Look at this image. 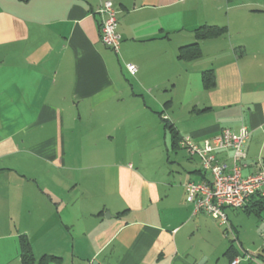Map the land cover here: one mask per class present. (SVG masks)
<instances>
[{"label":"crops","instance_id":"obj_1","mask_svg":"<svg viewBox=\"0 0 264 264\" xmlns=\"http://www.w3.org/2000/svg\"><path fill=\"white\" fill-rule=\"evenodd\" d=\"M105 1L119 11V54L101 41ZM203 26L225 32L198 39ZM192 45L199 56L181 58ZM243 127L248 176L264 170V0H0V264H22L23 235L37 260L63 264L244 258L240 215L227 212L228 246L187 202V183L213 180L201 159L169 158L185 137L202 145ZM146 147L177 167H135L129 150ZM255 258L240 264H264Z\"/></svg>","mask_w":264,"mask_h":264},{"label":"built area","instance_id":"obj_2","mask_svg":"<svg viewBox=\"0 0 264 264\" xmlns=\"http://www.w3.org/2000/svg\"><path fill=\"white\" fill-rule=\"evenodd\" d=\"M100 16V37L102 43L116 54L120 53L122 37L118 32L119 11L112 1H105L97 11ZM133 76L138 67L126 65ZM251 132L243 127L238 133L225 129L220 135L196 144L190 137L181 140V147L190 156H198L205 171L212 175V182L186 184L187 202L194 207V213H202L218 221L228 232L230 223L227 210H244L255 197L264 198V170L244 176L243 170L247 158L246 146ZM230 150L232 163L221 162L219 154ZM264 239V235H263ZM242 259L236 258L231 264H240Z\"/></svg>","mask_w":264,"mask_h":264},{"label":"rangeland","instance_id":"obj_3","mask_svg":"<svg viewBox=\"0 0 264 264\" xmlns=\"http://www.w3.org/2000/svg\"><path fill=\"white\" fill-rule=\"evenodd\" d=\"M168 133V132H167ZM169 136V133H168ZM148 141H143V143L147 144ZM128 159L130 162H133V164L135 165V167H177L174 166V164L170 165L167 163V156L165 157V155H161L160 152H158L157 150H155L154 148L150 147V148H145L143 150H140L138 152H134L132 150H129L128 152ZM189 154L183 150V151H179L175 154L174 153H170V157L172 161L176 160V161H180L183 158H188ZM162 157H163V161H162ZM189 161L187 159H184V161H181L182 166H186L187 163ZM230 219L233 220L234 219V215L238 214L240 215L241 219H240V224H242L244 230H245V234H246V240L245 241V249L247 250V255H245L244 258L239 257L240 259H242V261L244 259H251L253 261H256L255 256H258L260 258H264V239H263V235H264V220L260 221L258 220L255 216H248L246 215L242 210H228L227 211ZM223 227V226H222ZM258 228H261L263 230V232H260L259 237L257 238V233L256 230ZM224 231V235L227 239L226 244L231 245V243H233V241H236L237 235L236 232L234 231V229L230 226V229L228 232H225V227L222 228ZM253 242L256 243V245H253ZM260 246L259 249H257V247ZM39 259V258H38ZM259 259H257L258 261ZM59 264H63V260L59 263Z\"/></svg>","mask_w":264,"mask_h":264},{"label":"trees","instance_id":"obj_4","mask_svg":"<svg viewBox=\"0 0 264 264\" xmlns=\"http://www.w3.org/2000/svg\"><path fill=\"white\" fill-rule=\"evenodd\" d=\"M225 32V29L217 28V27H208L203 26L196 30V36L198 39H205L213 36H219ZM191 53V55H190ZM200 54L199 45H192L186 48H183L181 51V58L189 57H198ZM187 57V58H189ZM203 80L206 87H210L213 81L212 71L205 72L203 74ZM167 127L171 130L172 127L167 124ZM176 137V136H175ZM254 206H249L244 209V211L249 213H254L259 215L261 211H264V198L255 197L253 198ZM227 232V231H226ZM233 248V247H232ZM20 259L22 264H59L62 259L52 255H44L39 260L36 259L32 244L27 236L20 237ZM232 249H230L231 251ZM234 259H232L233 262Z\"/></svg>","mask_w":264,"mask_h":264}]
</instances>
